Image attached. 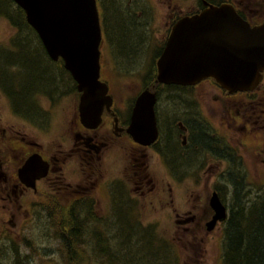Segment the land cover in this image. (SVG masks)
I'll list each match as a JSON object with an SVG mask.
<instances>
[{
    "label": "flooded vegetation",
    "instance_id": "1",
    "mask_svg": "<svg viewBox=\"0 0 264 264\" xmlns=\"http://www.w3.org/2000/svg\"><path fill=\"white\" fill-rule=\"evenodd\" d=\"M206 1L208 4H205ZM199 3L181 17L200 13L210 5L229 4L252 27L264 23V11L261 12L264 10V0H200ZM256 6H259V10ZM181 17L173 18L162 43L152 48L156 60L150 72L145 74L141 82L142 90L132 103H125L118 98L115 88L122 85V72L116 65H111L107 71V59L110 63L112 60L110 54L104 55L102 42L99 80L108 86L107 95L111 97V103L103 104L101 120L94 127L85 125L81 120V92L71 72L65 68L63 59L52 60L41 38L37 36V45L42 52L34 56L43 55L49 65L57 64L70 77L73 82L70 93L77 101L72 120L66 125L65 131L59 129L53 134L52 140L40 142L35 139L32 130H43L51 117V107L64 100L65 91H60L63 85L56 86L62 81L53 77L54 82L51 84L46 74L49 66H45L40 77L27 76L22 87L15 86L16 90L20 88L17 91L18 98L11 96L13 85L12 90L1 85L4 95L6 93L5 103L9 115L20 119L9 124L2 123L0 119V201L3 208L10 212L9 215L28 219L34 196L38 195L42 187L47 190L49 184L55 185L54 189L78 192L73 195L74 205L70 212L89 208V204L97 199L98 192L104 191L106 194L102 197L108 205L106 215L109 223L113 228V223L117 222L116 237L124 236L114 246L127 248V218L124 214L127 217L132 215L128 198L131 184L136 195L135 202L131 201L134 204H139L141 198L145 200L146 197L150 202H167L169 193L168 202L173 204L167 208L166 214L174 216L177 227L185 233L193 232V226L197 227L196 231L206 235L217 228H224L231 205L220 185L221 179L228 180L234 194L236 184H244L241 175L244 171L243 154H250L257 164L264 165V71L260 81L247 90L230 91L213 77L187 85L158 82V60ZM11 40L10 47H13L18 39L11 37ZM18 43L20 50L27 48L24 46L26 42L21 43L19 40ZM0 53L4 55L0 68L2 62L9 68L10 64L12 70L17 71L16 74L14 72L15 76L18 75L17 78L11 75V80L19 84L21 61L28 62L30 57L10 60L4 48H0ZM43 82L45 85L40 86ZM146 89L156 95L154 109L158 130L156 140L148 145L136 142L129 132L136 99ZM40 92L42 97L38 99ZM45 103H48L47 107L43 106ZM224 127L230 132L229 137L220 132ZM32 158L35 161L31 169L23 170ZM193 172L199 175L212 172L217 175V182L215 178L210 180L212 184L215 183L210 187L208 178L204 186L196 189V194L190 189L191 196L188 199L192 200L188 203L184 192L176 191L185 186L183 176ZM158 173L165 175L159 177ZM28 184H35V187ZM162 184H167L168 189ZM209 187L211 193L205 191ZM215 193L226 207L228 217L218 221L214 229L208 230L207 223L216 214L211 205ZM41 194V198L47 196L46 192ZM176 198H184L186 203L183 202L181 207L175 206ZM105 248L113 252L110 244ZM157 257L159 260L160 257ZM143 261L150 264L146 259Z\"/></svg>",
    "mask_w": 264,
    "mask_h": 264
},
{
    "label": "rangeland",
    "instance_id": "2",
    "mask_svg": "<svg viewBox=\"0 0 264 264\" xmlns=\"http://www.w3.org/2000/svg\"><path fill=\"white\" fill-rule=\"evenodd\" d=\"M199 2L200 0H106L105 5L108 7L106 12L99 4L103 27L107 29L103 31V35L108 38L104 37L102 51L104 55L110 54L109 58L112 60L110 63L107 59V71L111 65H116L122 72V85L115 88L118 98L125 103L134 101L142 90L141 82L145 74L150 72L156 60L152 48L155 49L162 43L166 29L174 17H181L190 8L200 4ZM255 8L259 10V6ZM19 11L24 15L20 25L17 18ZM13 21H17V24ZM37 36L39 37L35 29L27 22L24 10L17 6L14 0H0V48L9 53L10 60L30 57L28 62L21 61L22 65L18 69L19 84L10 77L12 75L17 78L18 75L15 76L17 71H13L10 64V68L4 62L1 64L0 119L4 124L13 123L16 119L9 115L5 103L6 93L4 95L1 85L8 90H12L13 85L11 96L18 98L17 91L20 88L16 90L15 86L22 87L27 76L40 77L44 67L49 66L47 78L60 79L62 83L59 82L56 86L63 85L60 91H65V95L64 100L51 107V117L44 129L32 130L36 140L47 142L53 139V134L59 129L65 131L66 125L72 120L77 99L70 93V85H73L70 77L62 72L57 64L49 65L43 55L34 56L42 52L38 47ZM11 37L18 39L13 43V47H10ZM19 40L21 43L26 42L27 45L24 46L27 48L23 47L20 50ZM2 56L4 55L0 53V61ZM44 85L43 82L40 86ZM41 97L42 92L38 93V99ZM43 106L47 107L48 103ZM220 132L226 137L230 136L225 127L220 129ZM242 159L244 171L241 175L244 177L245 192L250 190V197L255 198L258 193L264 191V165L257 164L250 154H243ZM158 175L162 177L165 174ZM208 178L209 182L214 178L217 182V175L212 172L201 175L193 172L186 177L183 176L185 186L176 192L183 191L189 203L192 200L188 199L191 196L190 189L196 194V189L204 186ZM222 179L220 185L231 205L233 187L229 186L227 179ZM214 184L210 182V187ZM162 185L168 189L167 184ZM54 186L49 184L47 190L42 187L38 195L34 196V204L27 220H22L25 216L9 215L10 212L3 208L0 201V264H147L144 259L150 264H156L157 256L160 257L158 264L162 260H166L167 264L223 263V229L217 228L209 235L196 231V226H193L191 233L180 230L174 216L166 214L167 208L173 204L168 202L169 193L167 202H150L146 197L145 200L141 198L139 204H134L132 202H135L136 195L134 187L130 184L129 210L133 216L130 214L127 217L126 213L124 214L127 218L126 231L129 232L126 233L128 237L125 248L122 245L114 246L117 244L116 241H121L124 236L116 237L118 224L113 223L112 228L109 223L106 215L108 205L102 197L106 194L104 191L98 192L97 199L89 204V208L70 212L74 205L73 195L78 192L75 190L66 192L61 188L54 189ZM210 187L205 191L211 193ZM41 192H46L47 196L41 198ZM186 199L176 198L175 206L181 207L183 202L186 203ZM26 208L28 209V206ZM71 223L77 224L78 230L75 232L77 236L69 243L67 237L71 233ZM109 244L113 252L105 248ZM70 247L75 251V257L69 253Z\"/></svg>",
    "mask_w": 264,
    "mask_h": 264
},
{
    "label": "water",
    "instance_id": "3",
    "mask_svg": "<svg viewBox=\"0 0 264 264\" xmlns=\"http://www.w3.org/2000/svg\"><path fill=\"white\" fill-rule=\"evenodd\" d=\"M14 1L25 11L51 59L62 58L76 80L82 122L98 125L103 104L111 103V97L108 86L99 80L102 27L97 0ZM158 69L157 80L165 84H195L213 77L230 91L252 89L264 71V23L252 27L229 4L183 16L168 38ZM155 103L156 95L149 89L136 99L129 132L138 143L148 145L157 138ZM33 161L23 170L31 169ZM211 205L216 214L207 223L208 230L227 219L216 193Z\"/></svg>",
    "mask_w": 264,
    "mask_h": 264
},
{
    "label": "trees",
    "instance_id": "4",
    "mask_svg": "<svg viewBox=\"0 0 264 264\" xmlns=\"http://www.w3.org/2000/svg\"><path fill=\"white\" fill-rule=\"evenodd\" d=\"M99 2L106 12V0ZM20 12L17 16L19 25L24 20ZM13 22L17 24V21ZM50 80L52 84L53 77ZM250 193V190L245 192V184H236L230 215L223 228L222 264H264V191L255 198L250 197ZM71 224V233L67 237L69 243L77 236L75 232L78 230L77 224ZM69 253L76 256L71 247ZM160 264H167V261L162 260Z\"/></svg>",
    "mask_w": 264,
    "mask_h": 264
}]
</instances>
